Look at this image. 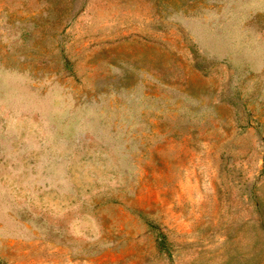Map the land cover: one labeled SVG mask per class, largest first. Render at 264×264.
Masks as SVG:
<instances>
[{
	"label": "rangeland",
	"instance_id": "1",
	"mask_svg": "<svg viewBox=\"0 0 264 264\" xmlns=\"http://www.w3.org/2000/svg\"><path fill=\"white\" fill-rule=\"evenodd\" d=\"M0 264H264V0H0Z\"/></svg>",
	"mask_w": 264,
	"mask_h": 264
},
{
	"label": "trees",
	"instance_id": "2",
	"mask_svg": "<svg viewBox=\"0 0 264 264\" xmlns=\"http://www.w3.org/2000/svg\"><path fill=\"white\" fill-rule=\"evenodd\" d=\"M64 56V55H63ZM65 57V56H64ZM65 60H66V64H67V66L69 67V66H71L70 65V61L69 60H67L66 58H65ZM158 238H160V240H164L165 239V237H164V235H163V233H159L158 234ZM163 242V241H162ZM165 246L162 244V248H164Z\"/></svg>",
	"mask_w": 264,
	"mask_h": 264
}]
</instances>
